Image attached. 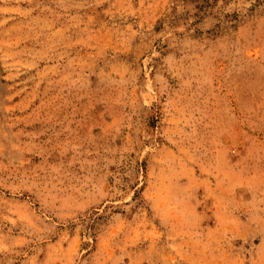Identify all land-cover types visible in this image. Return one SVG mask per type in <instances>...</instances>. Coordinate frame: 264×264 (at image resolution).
I'll use <instances>...</instances> for the list:
<instances>
[{"label": "rangeland", "instance_id": "1", "mask_svg": "<svg viewBox=\"0 0 264 264\" xmlns=\"http://www.w3.org/2000/svg\"><path fill=\"white\" fill-rule=\"evenodd\" d=\"M0 264H264V0H0Z\"/></svg>", "mask_w": 264, "mask_h": 264}]
</instances>
